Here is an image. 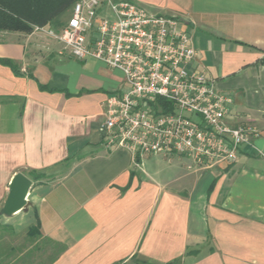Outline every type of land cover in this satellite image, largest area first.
<instances>
[{
  "label": "crops",
  "instance_id": "obj_1",
  "mask_svg": "<svg viewBox=\"0 0 264 264\" xmlns=\"http://www.w3.org/2000/svg\"><path fill=\"white\" fill-rule=\"evenodd\" d=\"M132 1L180 20L192 67L232 97L226 122L256 134L211 166L108 145L104 104L122 73L59 55L42 30L0 31L17 69L0 62V208L15 173L46 176L29 177L26 209L0 214V264H264V0Z\"/></svg>",
  "mask_w": 264,
  "mask_h": 264
},
{
  "label": "built area",
  "instance_id": "obj_2",
  "mask_svg": "<svg viewBox=\"0 0 264 264\" xmlns=\"http://www.w3.org/2000/svg\"><path fill=\"white\" fill-rule=\"evenodd\" d=\"M76 0L59 29L34 26L68 52L122 73L125 88L105 100L104 138L136 155L179 154L193 164L233 162L251 142V124L229 125L231 95L192 67L196 50L179 19L146 12L132 0ZM160 99V100H158Z\"/></svg>",
  "mask_w": 264,
  "mask_h": 264
},
{
  "label": "trees",
  "instance_id": "obj_3",
  "mask_svg": "<svg viewBox=\"0 0 264 264\" xmlns=\"http://www.w3.org/2000/svg\"><path fill=\"white\" fill-rule=\"evenodd\" d=\"M76 0H0V31L31 32L34 26H44ZM0 62L15 66L9 59L0 58ZM160 100V99H158ZM26 174L34 181H40L45 175L34 171ZM51 178V177H50ZM31 235L40 236L39 228H29Z\"/></svg>",
  "mask_w": 264,
  "mask_h": 264
},
{
  "label": "water",
  "instance_id": "obj_4",
  "mask_svg": "<svg viewBox=\"0 0 264 264\" xmlns=\"http://www.w3.org/2000/svg\"><path fill=\"white\" fill-rule=\"evenodd\" d=\"M32 181L22 172L13 175L8 188L6 199L0 208V214L11 216L18 210L26 209L28 203L27 193Z\"/></svg>",
  "mask_w": 264,
  "mask_h": 264
},
{
  "label": "rangeland",
  "instance_id": "obj_5",
  "mask_svg": "<svg viewBox=\"0 0 264 264\" xmlns=\"http://www.w3.org/2000/svg\"><path fill=\"white\" fill-rule=\"evenodd\" d=\"M99 14L100 16H107V17L112 16L111 11L107 7L102 8Z\"/></svg>",
  "mask_w": 264,
  "mask_h": 264
}]
</instances>
